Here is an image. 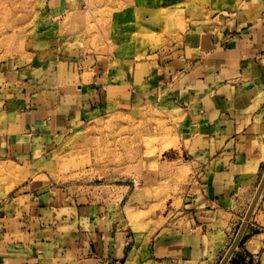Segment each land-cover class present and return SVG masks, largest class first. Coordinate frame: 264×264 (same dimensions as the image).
Returning <instances> with one entry per match:
<instances>
[{
  "label": "crops",
  "instance_id": "1",
  "mask_svg": "<svg viewBox=\"0 0 264 264\" xmlns=\"http://www.w3.org/2000/svg\"><path fill=\"white\" fill-rule=\"evenodd\" d=\"M189 3V28L157 53L150 87L180 116L192 166L184 205L153 234H130L117 223L128 185L75 188L39 171L0 201V264H219L264 175V0ZM46 4L64 13L87 0ZM110 63L74 85L47 65L0 66V159L43 163L76 119L132 97L131 77L118 81ZM228 264H264V189Z\"/></svg>",
  "mask_w": 264,
  "mask_h": 264
},
{
  "label": "rangeland",
  "instance_id": "2",
  "mask_svg": "<svg viewBox=\"0 0 264 264\" xmlns=\"http://www.w3.org/2000/svg\"><path fill=\"white\" fill-rule=\"evenodd\" d=\"M189 6V0H87L85 8L63 13L46 0H0V66L47 65L60 83L74 85L79 73L110 60L116 79L129 74L135 89L129 99L104 100L71 123L43 163L0 159V201L44 171L75 188L128 185L117 200V223L130 234L151 235L172 221L188 197L192 166L178 111L150 87L157 53L189 28Z\"/></svg>",
  "mask_w": 264,
  "mask_h": 264
},
{
  "label": "water",
  "instance_id": "3",
  "mask_svg": "<svg viewBox=\"0 0 264 264\" xmlns=\"http://www.w3.org/2000/svg\"><path fill=\"white\" fill-rule=\"evenodd\" d=\"M264 189V175L259 183V186L257 188V191L255 193V196L248 208V211L244 217L243 222L241 223L237 234L233 240V242L231 243L230 247L228 248L227 252L225 253V255L223 256V258L221 259V261L219 262V264H228V262L230 261L231 257L233 256L235 250L237 249V247L239 246L242 238H243V234L245 232V229L247 227V224L251 218V215L256 207V204L262 194V191Z\"/></svg>",
  "mask_w": 264,
  "mask_h": 264
},
{
  "label": "bare ground",
  "instance_id": "4",
  "mask_svg": "<svg viewBox=\"0 0 264 264\" xmlns=\"http://www.w3.org/2000/svg\"><path fill=\"white\" fill-rule=\"evenodd\" d=\"M228 250V249H227ZM227 252V251H226Z\"/></svg>",
  "mask_w": 264,
  "mask_h": 264
}]
</instances>
